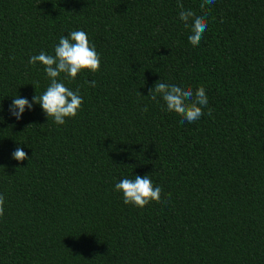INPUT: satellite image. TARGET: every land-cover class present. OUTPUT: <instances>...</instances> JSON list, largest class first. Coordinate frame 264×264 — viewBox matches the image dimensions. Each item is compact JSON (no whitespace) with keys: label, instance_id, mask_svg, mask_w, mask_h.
Wrapping results in <instances>:
<instances>
[{"label":"trees","instance_id":"trees-1","mask_svg":"<svg viewBox=\"0 0 264 264\" xmlns=\"http://www.w3.org/2000/svg\"><path fill=\"white\" fill-rule=\"evenodd\" d=\"M206 8L193 46L177 0H0V264H264V0ZM73 30L101 68L61 74L84 103L57 125L33 102L50 80L29 58ZM161 80L203 86L204 115L182 124L151 100ZM18 95L33 104L20 120ZM136 175L160 202L124 204L115 184Z\"/></svg>","mask_w":264,"mask_h":264},{"label":"clouds","instance_id":"clouds-1","mask_svg":"<svg viewBox=\"0 0 264 264\" xmlns=\"http://www.w3.org/2000/svg\"><path fill=\"white\" fill-rule=\"evenodd\" d=\"M213 3L214 0H201V12L198 15L194 10L186 9L182 0H177V6L180 9L179 19L185 27L190 28L191 34L188 39L193 46L199 44L207 30L206 5ZM29 63L32 65L39 63L44 66L50 84L42 95L36 94L33 97V102L40 105L48 120L51 118L57 125H64L66 119L75 118L84 103L79 90L73 91L59 80L61 74L65 79L74 80L84 70L96 73L101 68L100 55L84 30H73L67 37L61 36L54 48V55L41 51L38 55L31 56ZM90 86L94 87L95 81L90 82ZM148 97L157 102H159L158 97L162 98L168 111L182 117V124L185 121L194 123L199 120L204 115L203 109L209 103L203 86L194 92L190 87L182 88L162 80L155 84ZM32 107L33 104L28 99L18 95L13 98L10 111L17 120H20L25 109ZM142 111L147 112V107H144ZM211 114L212 110L209 109L208 115L211 116ZM27 158L23 147H18L14 152L13 159L16 161L23 162ZM115 190L123 193L125 205H134L141 209L152 201L160 202L163 191L160 185L153 184L150 175L143 177L136 175L134 179L123 178L115 184ZM4 204L5 197L0 194V217L4 215Z\"/></svg>","mask_w":264,"mask_h":264}]
</instances>
